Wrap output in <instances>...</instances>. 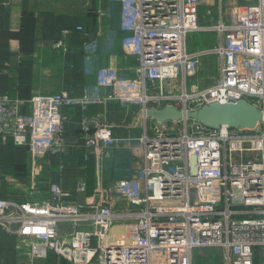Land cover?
<instances>
[{"label":"built area","instance_id":"2783aa9c","mask_svg":"<svg viewBox=\"0 0 264 264\" xmlns=\"http://www.w3.org/2000/svg\"><path fill=\"white\" fill-rule=\"evenodd\" d=\"M120 1L135 6L138 76L121 81L110 74L98 96L63 89L21 100L0 93V137L32 156H61L70 145L69 109L134 103L144 121L138 134L116 138L107 121L90 116L79 130L100 161L124 140L139 144V162L131 175L106 186L102 180L92 193L78 179L74 192L83 199H66L72 193L58 183L38 201L0 198V227L26 245L31 259L53 253L73 264H212L196 253L217 249L223 264H255L264 255V120L243 130L167 121L149 135L145 112L240 99L264 110V0ZM200 8L209 23H201ZM202 32L220 35L219 44L190 49L189 36ZM205 55L218 57V78L199 88L190 81Z\"/></svg>","mask_w":264,"mask_h":264},{"label":"crops","instance_id":"0c3cea01","mask_svg":"<svg viewBox=\"0 0 264 264\" xmlns=\"http://www.w3.org/2000/svg\"><path fill=\"white\" fill-rule=\"evenodd\" d=\"M134 8V3L120 0H0V93L21 100L63 89L76 96H98L104 93L103 86L110 74L121 81L135 79L139 65ZM201 9V23L204 19L209 21L204 8ZM58 41L61 47L54 45ZM219 42L217 33L202 32L190 35L188 46L209 48ZM208 57L216 60V80L220 61L215 55H205L201 63L202 60L209 63L212 58ZM200 70L201 64L194 79L199 88L215 81L201 83ZM23 111L28 108L24 107ZM84 116L107 121L116 135H128L132 131L138 134L144 126L138 105L112 100L86 111L77 107L68 110L65 136L70 145L61 156H32L11 138L0 137V198L38 201L51 197L49 188L58 183L63 190L71 191L72 195L66 199H83V195L74 192L78 179L83 178L87 193H92L100 181L106 186L107 180L122 178L123 172L130 171L122 155L104 165V159L100 161L92 150L83 146L79 121ZM157 123L146 118L149 135ZM124 205L117 202L115 206ZM16 241L0 227V264H28L26 259L32 264L40 261L73 264L53 253L45 259H31L27 253L28 257H22L16 250Z\"/></svg>","mask_w":264,"mask_h":264},{"label":"water","instance_id":"95a60500","mask_svg":"<svg viewBox=\"0 0 264 264\" xmlns=\"http://www.w3.org/2000/svg\"><path fill=\"white\" fill-rule=\"evenodd\" d=\"M145 116L158 123L196 120L211 129L227 126L243 130L253 129L263 121L264 110L250 104L246 99H240L229 103L210 102L191 110H183L171 104L150 107L146 110Z\"/></svg>","mask_w":264,"mask_h":264},{"label":"rangeland","instance_id":"374dc122","mask_svg":"<svg viewBox=\"0 0 264 264\" xmlns=\"http://www.w3.org/2000/svg\"><path fill=\"white\" fill-rule=\"evenodd\" d=\"M200 12L203 13V10L201 9ZM204 13H205V11H204ZM202 23H209V21L204 19ZM208 58H212V57H208ZM204 61L205 60H202L203 64H205ZM202 63H201V70H200L199 76H198V78L200 79V82L202 83V81H203L206 83L207 81L215 80L214 77L217 76V73L215 72L216 60L214 58H212L209 63L206 62L205 67L202 66ZM177 124L181 125V124H183V121H177ZM126 136H127V134H125V135L114 134V137L120 138V139L125 138ZM137 144L138 143H127L124 140H117V141L113 142L108 149V155L106 156V158H104L103 164L107 165L111 162H114L115 160L118 159L117 158L118 155L119 156L122 155L123 161L125 163H127L128 167L130 166V171H127L126 173L123 172L121 175H123V177L131 175L132 174V165L139 162V160H140L139 144L138 145ZM123 163H122V165H123ZM110 176H117V175H110ZM110 176H108V177H110ZM16 243H17L16 250L18 251V254L22 257H26L27 256L26 245L21 240H17ZM211 250L212 249L200 251L197 253V256L202 255V252H203V254L205 256H207V259L209 261H211L212 264H221V253H220V251L216 249L215 252H210ZM26 260L28 261L27 262L28 264H29V262H30V264H32V262L30 260H28V259H26ZM95 262H98V261L95 260ZM40 264H44V262L40 261ZM257 264H264V257H262V255H260L259 259L257 260Z\"/></svg>","mask_w":264,"mask_h":264}]
</instances>
